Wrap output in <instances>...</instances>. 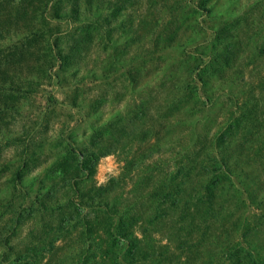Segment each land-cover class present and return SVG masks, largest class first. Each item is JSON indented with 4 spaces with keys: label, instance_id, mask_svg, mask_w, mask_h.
Returning <instances> with one entry per match:
<instances>
[{
    "label": "rangeland",
    "instance_id": "1",
    "mask_svg": "<svg viewBox=\"0 0 264 264\" xmlns=\"http://www.w3.org/2000/svg\"><path fill=\"white\" fill-rule=\"evenodd\" d=\"M0 264H264V0H0Z\"/></svg>",
    "mask_w": 264,
    "mask_h": 264
}]
</instances>
